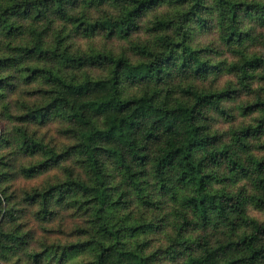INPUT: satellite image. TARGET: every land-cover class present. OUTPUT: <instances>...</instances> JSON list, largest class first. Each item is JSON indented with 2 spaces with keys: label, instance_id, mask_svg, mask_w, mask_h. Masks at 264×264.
Returning a JSON list of instances; mask_svg holds the SVG:
<instances>
[{
  "label": "trees",
  "instance_id": "16d2710c",
  "mask_svg": "<svg viewBox=\"0 0 264 264\" xmlns=\"http://www.w3.org/2000/svg\"><path fill=\"white\" fill-rule=\"evenodd\" d=\"M252 211L264 0H0V264H264Z\"/></svg>",
  "mask_w": 264,
  "mask_h": 264
},
{
  "label": "rangeland",
  "instance_id": "374dc122",
  "mask_svg": "<svg viewBox=\"0 0 264 264\" xmlns=\"http://www.w3.org/2000/svg\"><path fill=\"white\" fill-rule=\"evenodd\" d=\"M201 43H204V44H207V38H202V41H200ZM103 44V42L102 41H98V45H101V46H103L102 45ZM112 45V44H111ZM86 46L88 47V46H90L89 44H86ZM120 46H115V48H119ZM252 214L254 215V216H256L257 218H261V219H264V213L262 212V213H260V212H258V211H252Z\"/></svg>",
  "mask_w": 264,
  "mask_h": 264
}]
</instances>
